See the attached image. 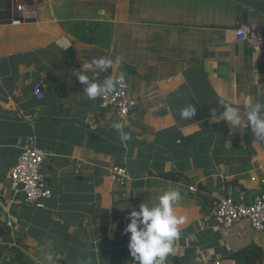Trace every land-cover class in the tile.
Wrapping results in <instances>:
<instances>
[{
	"label": "crops",
	"instance_id": "1",
	"mask_svg": "<svg viewBox=\"0 0 264 264\" xmlns=\"http://www.w3.org/2000/svg\"><path fill=\"white\" fill-rule=\"evenodd\" d=\"M19 5L37 16L12 23ZM242 24L264 33V0H4L0 264H44L40 249L50 240L56 264H134L128 213L168 188L181 192L175 207L187 217L168 264H237L234 254L253 245L264 264V231L213 217L221 196L249 202L264 189V141L212 116L223 111L221 98L242 110L249 96L264 103V51L236 37ZM116 56L138 102L126 118L89 99L75 73ZM189 104L196 115L181 119ZM28 139L46 153L52 196L43 207L20 201L10 183ZM115 166L128 171L124 185L112 179Z\"/></svg>",
	"mask_w": 264,
	"mask_h": 264
},
{
	"label": "clouds",
	"instance_id": "2",
	"mask_svg": "<svg viewBox=\"0 0 264 264\" xmlns=\"http://www.w3.org/2000/svg\"><path fill=\"white\" fill-rule=\"evenodd\" d=\"M122 62L121 56L92 58L83 62L81 69L75 72L76 79L84 86L83 93L95 100L115 92L125 81L122 71L117 74ZM109 69L112 74L100 79L101 73H107ZM219 105L223 111L219 114L216 109L212 111L216 123L227 122L232 130L241 132L250 128L256 139L264 141V103L249 96L244 101L243 110L239 104L234 105L224 98L219 100ZM196 112V107L189 104L180 111V117L192 119ZM113 126L120 132L122 143L131 139V134L123 131V123ZM181 199L179 189L168 188L158 197L157 203H152L150 199L141 203L138 210L132 208L128 213L129 223L124 234H130L128 249L134 264H165L167 257L174 252L181 226L187 223V217L178 215L176 211L175 206ZM52 243L50 240L40 249L44 264H56L57 254L51 250Z\"/></svg>",
	"mask_w": 264,
	"mask_h": 264
},
{
	"label": "built area",
	"instance_id": "3",
	"mask_svg": "<svg viewBox=\"0 0 264 264\" xmlns=\"http://www.w3.org/2000/svg\"><path fill=\"white\" fill-rule=\"evenodd\" d=\"M20 15L11 18L14 24H21L25 19L35 18L33 9L24 10L19 5ZM236 37L250 44L256 51H264V33L248 24H242L236 29ZM43 77L45 72H40ZM33 95L40 100L45 97L44 82L36 79L33 84ZM100 105L113 111L116 117L126 118L138 108V102L132 95L127 80L118 89L106 96L100 97ZM46 153L28 139L10 173V183L14 193L20 196V201L35 207H43L44 201L52 196L44 170ZM112 179L118 185H124L129 178L128 171L123 166L112 169ZM23 185V187H21ZM216 222L224 227H231L238 221L246 219L252 227L264 231V193L256 195L252 201H237L232 196H221L213 212ZM165 264H168L165 260ZM216 264H221L216 262Z\"/></svg>",
	"mask_w": 264,
	"mask_h": 264
},
{
	"label": "trees",
	"instance_id": "4",
	"mask_svg": "<svg viewBox=\"0 0 264 264\" xmlns=\"http://www.w3.org/2000/svg\"><path fill=\"white\" fill-rule=\"evenodd\" d=\"M4 0H0V8L3 6ZM48 178V177H47ZM264 193V189L262 190ZM237 264H263V251L257 246H251L243 251L234 254Z\"/></svg>",
	"mask_w": 264,
	"mask_h": 264
},
{
	"label": "rangeland",
	"instance_id": "5",
	"mask_svg": "<svg viewBox=\"0 0 264 264\" xmlns=\"http://www.w3.org/2000/svg\"><path fill=\"white\" fill-rule=\"evenodd\" d=\"M115 50V49H114ZM116 50L118 51V47L116 48ZM125 52H128L132 55L133 58H136V54L133 53L130 49H125Z\"/></svg>",
	"mask_w": 264,
	"mask_h": 264
},
{
	"label": "water",
	"instance_id": "6",
	"mask_svg": "<svg viewBox=\"0 0 264 264\" xmlns=\"http://www.w3.org/2000/svg\"><path fill=\"white\" fill-rule=\"evenodd\" d=\"M21 187H23V185H21Z\"/></svg>",
	"mask_w": 264,
	"mask_h": 264
}]
</instances>
